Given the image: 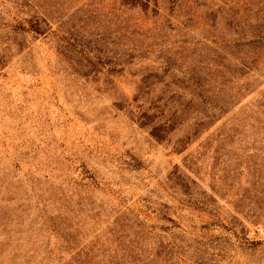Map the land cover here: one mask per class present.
<instances>
[{
  "label": "rangeland",
  "instance_id": "1",
  "mask_svg": "<svg viewBox=\"0 0 264 264\" xmlns=\"http://www.w3.org/2000/svg\"><path fill=\"white\" fill-rule=\"evenodd\" d=\"M0 264H264V0H0Z\"/></svg>",
  "mask_w": 264,
  "mask_h": 264
}]
</instances>
